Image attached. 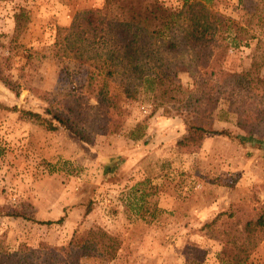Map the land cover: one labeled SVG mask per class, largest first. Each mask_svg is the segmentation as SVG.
<instances>
[{
  "label": "rangeland",
  "instance_id": "obj_1",
  "mask_svg": "<svg viewBox=\"0 0 264 264\" xmlns=\"http://www.w3.org/2000/svg\"><path fill=\"white\" fill-rule=\"evenodd\" d=\"M161 1L178 5V0ZM142 4L0 0V242L8 250L73 241L80 264H196L201 255V264H221L230 254L224 220L240 215L237 207L253 211L264 204V140L237 127L236 97H223L217 133L206 135L200 148L177 147L188 126L172 107L156 108L148 93L124 104L121 134L99 136L94 145L79 141L48 113L41 92L59 100L87 92L89 65L53 55L58 30L83 10L104 8L119 15L120 7ZM254 6L264 8V0H217L222 14L245 25ZM22 9L28 20L17 33ZM256 45L231 49L224 67L249 69ZM182 80L191 83L185 75ZM22 111L39 113L56 130ZM138 125L145 126L144 137L133 140L130 133ZM92 229L121 240L116 259L106 261L101 249L82 250ZM250 263L264 264V241Z\"/></svg>",
  "mask_w": 264,
  "mask_h": 264
},
{
  "label": "trees",
  "instance_id": "obj_2",
  "mask_svg": "<svg viewBox=\"0 0 264 264\" xmlns=\"http://www.w3.org/2000/svg\"><path fill=\"white\" fill-rule=\"evenodd\" d=\"M119 11V15L104 8L80 11L69 27L57 32L54 57L89 65L85 94L64 100L46 92L38 95L64 130L88 145H94L99 136L121 134L124 104L148 93L156 108L172 107L188 126L177 147L200 148L206 135L217 133V111L223 97L230 96L238 99L237 127L264 140V8L252 7L246 25L222 14L217 0H178L174 6L143 0L139 9L120 7ZM27 20L22 9L16 15L17 33ZM251 41L257 45L250 68L227 70L228 52ZM183 75L191 83L185 84ZM4 83L20 93L16 84ZM21 113L56 130L39 113ZM144 129L138 125L130 138L140 140ZM237 209L240 215L232 214L223 223L230 254L221 264H251V256L264 241V204L253 211L244 206ZM73 245V241L66 246L41 243L37 248L23 245L10 251L0 242V264H80L82 255ZM121 247L117 236L95 229L88 231L81 246L85 252L101 249L106 261L116 259Z\"/></svg>",
  "mask_w": 264,
  "mask_h": 264
}]
</instances>
